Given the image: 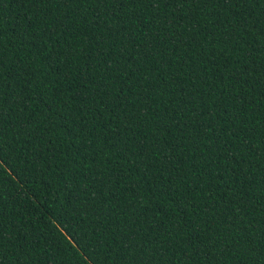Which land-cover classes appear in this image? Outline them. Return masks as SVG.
<instances>
[{"label": "trees", "instance_id": "16d2710c", "mask_svg": "<svg viewBox=\"0 0 264 264\" xmlns=\"http://www.w3.org/2000/svg\"><path fill=\"white\" fill-rule=\"evenodd\" d=\"M116 7L0 0V264H264V0Z\"/></svg>", "mask_w": 264, "mask_h": 264}, {"label": "snow or ice", "instance_id": "6c2138e0", "mask_svg": "<svg viewBox=\"0 0 264 264\" xmlns=\"http://www.w3.org/2000/svg\"><path fill=\"white\" fill-rule=\"evenodd\" d=\"M104 2L106 3V6H109V7H111V9H112V11H111V14L112 15H116L117 14V11H118V9H117V5H120V8H119V10H122V8H123V5H124V3L126 2V0H104ZM128 2H135V0H128ZM164 2L165 3H172V2H175V3H180V2H182V0H164ZM184 2H186V0H184ZM207 2H208V0H205V6L207 5ZM211 2L215 5L216 3H218V2H220V3H222V6H224V7H227L229 4H233L234 5V0H211ZM22 29H24V30H27V27H28V25L26 24V23H23V24H21V26H20ZM55 31H59V28L57 27L56 29H55ZM53 63H54V61H53ZM217 142H219V141H217ZM156 144L158 145V138H157V142H156ZM137 146L138 147H140L139 146V141H137ZM151 150H152V152H155L156 151V146L154 145V146H152V148H151ZM144 149L141 147L140 148V152H139V154H141V155H143L144 154ZM137 153H133V155H136ZM3 159V157L2 156H0V160H2ZM231 185H229V187H230ZM177 204L179 205L180 204V201L178 200L177 201ZM192 207H195V204H193L192 205ZM261 253L262 254H264V249H262L261 250Z\"/></svg>", "mask_w": 264, "mask_h": 264}]
</instances>
